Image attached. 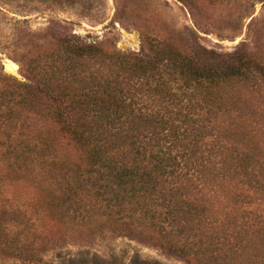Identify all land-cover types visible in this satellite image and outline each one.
<instances>
[{"label": "trees", "instance_id": "1", "mask_svg": "<svg viewBox=\"0 0 264 264\" xmlns=\"http://www.w3.org/2000/svg\"><path fill=\"white\" fill-rule=\"evenodd\" d=\"M224 56L174 36L139 53L59 38L33 85L0 95V150L29 171L33 222L117 215L205 264L246 249L264 264V64ZM8 227L0 217L1 239Z\"/></svg>", "mask_w": 264, "mask_h": 264}, {"label": "rangeland", "instance_id": "2", "mask_svg": "<svg viewBox=\"0 0 264 264\" xmlns=\"http://www.w3.org/2000/svg\"><path fill=\"white\" fill-rule=\"evenodd\" d=\"M72 36L119 53H139L143 37L174 36L225 56L244 47L264 64V0H0V95L12 81L33 85L29 67H40L59 38ZM30 179L23 163L0 150V217L9 226L0 264H205L149 231L119 227L117 215L87 224L71 209L41 212L35 224L26 206L35 191ZM242 254L240 264L256 260L250 249Z\"/></svg>", "mask_w": 264, "mask_h": 264}, {"label": "bare ground", "instance_id": "3", "mask_svg": "<svg viewBox=\"0 0 264 264\" xmlns=\"http://www.w3.org/2000/svg\"><path fill=\"white\" fill-rule=\"evenodd\" d=\"M9 64H11V65H13L15 67V65L13 63L9 62V61H8V64L6 66H9Z\"/></svg>", "mask_w": 264, "mask_h": 264}]
</instances>
